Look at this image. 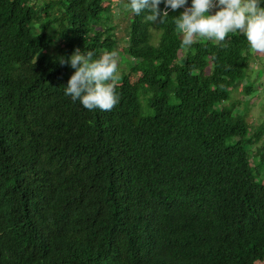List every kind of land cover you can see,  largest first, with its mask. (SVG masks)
Segmentation results:
<instances>
[{
	"label": "trees",
	"instance_id": "16d2710c",
	"mask_svg": "<svg viewBox=\"0 0 264 264\" xmlns=\"http://www.w3.org/2000/svg\"><path fill=\"white\" fill-rule=\"evenodd\" d=\"M111 9L0 0V264L262 261L264 116L249 128L231 98L260 77L245 36L185 47L183 9L161 24L127 5L120 102L89 111L64 94L74 69L58 58L112 52Z\"/></svg>",
	"mask_w": 264,
	"mask_h": 264
},
{
	"label": "clouds",
	"instance_id": "9594fccd",
	"mask_svg": "<svg viewBox=\"0 0 264 264\" xmlns=\"http://www.w3.org/2000/svg\"><path fill=\"white\" fill-rule=\"evenodd\" d=\"M163 3L164 9L159 5ZM264 0H129L128 7L139 16L149 13L145 19L164 23L169 10L183 9L173 17L176 28L182 33V45L191 46L196 37L225 41L229 33H242L251 50L264 54ZM216 9L214 14H209ZM93 51L75 48L68 57H59L61 65L74 69L64 87L65 95L73 102L79 101L87 110L111 111L120 102L114 81L117 71L115 51L103 52L94 59Z\"/></svg>",
	"mask_w": 264,
	"mask_h": 264
},
{
	"label": "rangeland",
	"instance_id": "374dc122",
	"mask_svg": "<svg viewBox=\"0 0 264 264\" xmlns=\"http://www.w3.org/2000/svg\"><path fill=\"white\" fill-rule=\"evenodd\" d=\"M129 0H111L112 9H111V18L112 22L115 25V35L117 37V45H115L113 51L118 53L117 56V71L116 75L120 71H125L127 69V61L131 60L128 58L122 51V46L125 45L126 34H127V24L129 14H123L122 10L127 8ZM264 7V3L261 4ZM214 10V9H213ZM216 10H214L215 12ZM182 34V33H181ZM158 39V31L151 29V42L155 44ZM247 54L250 58L251 69L248 70L249 78H253L256 73H260V77L255 80L253 85V92L251 94H245L243 91H232V99L241 100L244 102L245 109V121L249 128L255 129L256 126L262 121L264 116V54L256 53L247 49ZM262 69V70H261ZM136 75L130 77L131 81H135ZM243 107L242 105L238 108H235L234 114L241 115ZM264 141V139H263ZM259 142L253 144L252 147L258 146ZM256 264H264V259L262 261L256 262Z\"/></svg>",
	"mask_w": 264,
	"mask_h": 264
},
{
	"label": "crops",
	"instance_id": "0c3cea01",
	"mask_svg": "<svg viewBox=\"0 0 264 264\" xmlns=\"http://www.w3.org/2000/svg\"><path fill=\"white\" fill-rule=\"evenodd\" d=\"M214 10H216V9H214ZM214 10H212L211 13H209V14H214Z\"/></svg>",
	"mask_w": 264,
	"mask_h": 264
}]
</instances>
